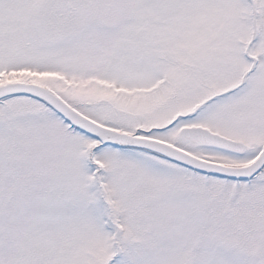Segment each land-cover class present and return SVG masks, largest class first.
I'll list each match as a JSON object with an SVG mask.
<instances>
[{
    "label": "snow or ice",
    "instance_id": "1",
    "mask_svg": "<svg viewBox=\"0 0 264 264\" xmlns=\"http://www.w3.org/2000/svg\"><path fill=\"white\" fill-rule=\"evenodd\" d=\"M0 264H264V0H0Z\"/></svg>",
    "mask_w": 264,
    "mask_h": 264
}]
</instances>
